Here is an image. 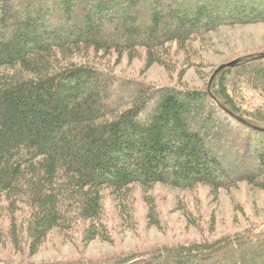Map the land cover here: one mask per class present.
Listing matches in <instances>:
<instances>
[{
  "label": "trees",
  "instance_id": "trees-1",
  "mask_svg": "<svg viewBox=\"0 0 264 264\" xmlns=\"http://www.w3.org/2000/svg\"><path fill=\"white\" fill-rule=\"evenodd\" d=\"M259 22L264 0H0V245L23 258L1 264H38L58 230L105 239L108 192L123 213L136 186L264 190V106L241 105L264 95V53L212 93L118 70L128 56L175 71L218 28ZM258 232L42 264H264Z\"/></svg>",
  "mask_w": 264,
  "mask_h": 264
},
{
  "label": "rangeland",
  "instance_id": "rangeland-1",
  "mask_svg": "<svg viewBox=\"0 0 264 264\" xmlns=\"http://www.w3.org/2000/svg\"><path fill=\"white\" fill-rule=\"evenodd\" d=\"M191 51L190 56L176 55L172 63L176 65L175 71L162 65L147 69L143 59L132 61L128 56L118 70L120 74L152 85L183 82L192 89L204 91L210 86L214 72L222 66L246 55L264 53V22L218 28L196 41ZM247 99L248 102L241 103L246 110L264 106L262 94L252 93ZM234 156L229 154L230 162ZM131 191L130 203L123 213L111 192L106 194L105 239L88 243L83 227L58 230L33 261L38 264L78 259L97 262L162 246L216 241L249 230L264 232V190L248 183L220 192L210 186L183 190L168 185L151 190L136 186ZM151 201L157 206L154 220L159 221L158 225L150 216ZM12 257L23 259L0 245V264Z\"/></svg>",
  "mask_w": 264,
  "mask_h": 264
},
{
  "label": "water",
  "instance_id": "water-1",
  "mask_svg": "<svg viewBox=\"0 0 264 264\" xmlns=\"http://www.w3.org/2000/svg\"><path fill=\"white\" fill-rule=\"evenodd\" d=\"M241 61H242V60L239 59V60L234 61V62H232V63H230V64L224 65V66H222V67H221V68H220V69L214 74V77H213V79H212V81H211V84H210V86H209V88H210V92H211V93H212V88H211V87H212V85H213L215 79L217 78L218 74H220V73H221L223 70H225V69H228V68H231V67H236V66H238V65L241 63ZM223 108H224V107H223ZM224 109H225V112H227L228 114H231V116H233L234 119L238 120V121L241 122L242 124H246V125H248L249 127L259 129V128L254 127L253 125L247 123L246 120H244V119H242V118L236 116L235 113L233 114L232 112H229L228 109H226V108H224Z\"/></svg>",
  "mask_w": 264,
  "mask_h": 264
}]
</instances>
